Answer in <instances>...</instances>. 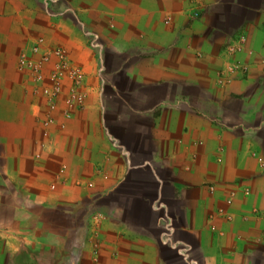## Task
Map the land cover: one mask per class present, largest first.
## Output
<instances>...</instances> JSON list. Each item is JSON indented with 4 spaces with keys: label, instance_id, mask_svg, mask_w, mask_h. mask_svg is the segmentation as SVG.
<instances>
[{
    "label": "crops",
    "instance_id": "0c3cea01",
    "mask_svg": "<svg viewBox=\"0 0 264 264\" xmlns=\"http://www.w3.org/2000/svg\"><path fill=\"white\" fill-rule=\"evenodd\" d=\"M37 37L85 73L68 118L70 80L52 109L17 67ZM95 249L96 264H264V0H0V264Z\"/></svg>",
    "mask_w": 264,
    "mask_h": 264
},
{
    "label": "built area",
    "instance_id": "2783aa9c",
    "mask_svg": "<svg viewBox=\"0 0 264 264\" xmlns=\"http://www.w3.org/2000/svg\"><path fill=\"white\" fill-rule=\"evenodd\" d=\"M58 0H46V3H53ZM193 4H197L200 0H190ZM195 16L199 15V11H192ZM83 36L88 48L95 53L103 50L98 33L90 28L83 27ZM247 38L243 34H239L234 38L227 40L224 50L227 55H235L245 50ZM98 71H104L101 56L99 57ZM50 66L49 71L47 67ZM17 67L20 70L29 72L33 81L41 83L43 92L47 95L50 107L55 108V101L63 95V82L70 80L68 92L64 96V106L61 109L65 118L70 117L71 111L81 108L84 105L86 92L83 89L85 73L69 56L67 51L62 47H51L47 44L43 37H37L28 49L22 50L17 59ZM240 63L233 62L229 64L225 73H223L219 81L229 83L232 74L236 71H244ZM52 120L51 117L48 121ZM54 188V185H51ZM97 249L94 250V263L96 264Z\"/></svg>",
    "mask_w": 264,
    "mask_h": 264
}]
</instances>
